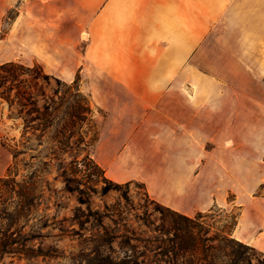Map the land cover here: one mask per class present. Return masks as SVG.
I'll return each mask as SVG.
<instances>
[{"label":"crops","instance_id":"obj_1","mask_svg":"<svg viewBox=\"0 0 264 264\" xmlns=\"http://www.w3.org/2000/svg\"><path fill=\"white\" fill-rule=\"evenodd\" d=\"M12 8L10 44L24 41L46 64L82 58L92 104L105 112L92 157L106 176L140 181L153 199L193 216L228 204L215 193L227 167L249 188L237 190L234 236L264 252V195H251L264 174L247 156L264 149V110L192 62L214 27L240 24L246 11L264 25V0H0V21Z\"/></svg>","mask_w":264,"mask_h":264},{"label":"trees","instance_id":"obj_2","mask_svg":"<svg viewBox=\"0 0 264 264\" xmlns=\"http://www.w3.org/2000/svg\"><path fill=\"white\" fill-rule=\"evenodd\" d=\"M79 81V77L73 82L62 80L37 63L8 61L0 65V99L8 104L10 117L22 119L21 137L12 149L15 166L0 176V258L49 255L42 241L39 245L35 241L46 236L42 229L48 223L39 210L48 185L46 169L56 165L64 189L76 193L78 202L89 211L77 207L72 225L95 221L96 233L87 240L91 244L86 254L89 264H264V253L259 256L257 248L234 236L240 214L230 225L215 228L204 219L208 214L191 217L154 200L175 217L157 225L155 236L141 237L128 229L120 233L108 226L105 214L92 209L90 192L82 187L92 164L104 174L105 170L91 154L100 133L91 97ZM28 153L30 160L24 156ZM20 163L26 173L18 178L14 168ZM105 180V192L123 186ZM74 231L75 227L72 234ZM151 255L154 259L149 260Z\"/></svg>","mask_w":264,"mask_h":264},{"label":"rangeland","instance_id":"obj_3","mask_svg":"<svg viewBox=\"0 0 264 264\" xmlns=\"http://www.w3.org/2000/svg\"><path fill=\"white\" fill-rule=\"evenodd\" d=\"M18 12V8L6 11L0 21V65L8 61H21L31 66L36 63L41 64L47 73L62 80L73 82L76 77H79L82 90L88 94L89 78L81 70L82 58L74 56L71 52L68 57L49 58L46 64L41 59L28 56L24 41L14 38V42L10 44L9 28ZM251 12V18L249 17L250 11H246L245 15L242 14L240 24L214 27L209 41L195 52L192 62L196 69L209 75L212 80L224 84L226 89L233 87L234 95L238 94L242 103L251 102L252 98H256L259 110L263 111L264 73L260 67L264 64L262 54L264 52V25L256 24L262 20L253 16L255 11ZM85 43L84 41L83 47ZM252 52H255L256 56H251ZM160 76L164 80L167 75ZM52 83L55 84V80H52ZM244 108L247 112L248 107ZM94 112L100 133V128L106 123L105 112L96 108ZM10 116L11 111L8 104L0 99V176H4L10 167L15 166L12 149L16 143H19L21 137L22 119ZM244 142L245 140L242 139V143ZM248 142L249 140L244 144ZM32 153L37 154L34 151ZM24 156L27 160L31 159L30 153ZM247 156L251 158L255 156L257 170L262 176L264 174V149L255 155L247 154ZM32 161L36 162L37 159ZM14 170L19 174L18 178L26 173L21 163ZM87 173L88 177H84L82 187L90 192L92 209L105 214V223L118 228L120 233L128 229L135 231L138 236L150 238L156 235L154 229L157 225L162 222L169 223L175 218L171 211L157 205L155 202L157 200L149 195L144 183L137 180L119 182L123 184L120 189L113 188L105 192L104 187L107 186L105 179L110 178L104 174L102 169L92 164ZM230 173L231 170L227 167L223 172L221 171V175L224 176L221 177V184L215 192L219 195L224 194L228 204L215 205L206 211H201L209 215L204 219L215 228L230 225L241 213V208L235 204L237 190L249 191L248 186L236 185L228 177ZM59 174L56 165H50L46 169L44 176L48 185L45 187L39 214L45 217L44 220L48 226L42 229V233L46 236L35 241L36 245L42 241L41 246L49 255H40L30 259L6 256L0 258V264H89L86 254L90 252L91 244L87 240L96 233L95 221L85 222L84 226L76 222L72 225V217L77 207H82L86 213L89 211L86 205L78 202L76 193H69L64 189V183ZM109 187L112 186L109 185ZM251 195H264V184L259 185ZM79 212L82 215V212ZM198 213L191 217L197 216ZM55 220L61 221L59 224H54ZM60 227L66 230L62 231ZM74 227L76 232L72 234L71 229ZM262 253L264 252L258 249V255ZM150 259H154L153 255Z\"/></svg>","mask_w":264,"mask_h":264},{"label":"bare ground","instance_id":"obj_4","mask_svg":"<svg viewBox=\"0 0 264 264\" xmlns=\"http://www.w3.org/2000/svg\"><path fill=\"white\" fill-rule=\"evenodd\" d=\"M85 36H87V35H85Z\"/></svg>","mask_w":264,"mask_h":264}]
</instances>
